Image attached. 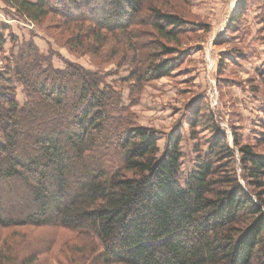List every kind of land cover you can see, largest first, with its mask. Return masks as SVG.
<instances>
[{
    "label": "trees",
    "instance_id": "trees-1",
    "mask_svg": "<svg viewBox=\"0 0 264 264\" xmlns=\"http://www.w3.org/2000/svg\"><path fill=\"white\" fill-rule=\"evenodd\" d=\"M7 2L32 21L59 13L71 29L70 51H97L110 39L108 55L120 52L128 74L109 82L77 62L55 67L32 38L5 57L0 227L76 232L82 240L64 264H264V131L256 144L243 143L235 128L229 138L203 97L192 99L185 108L195 157L182 182V124L160 148L158 130L130 108L146 82L182 62L180 36L192 32L191 21L165 9L170 0ZM245 7L241 0L229 24ZM144 25L156 36L151 55L135 35ZM4 41L0 32V50ZM259 75L264 84V70ZM120 82L129 84L128 104ZM200 128L210 138L200 139ZM1 260L15 264L16 255Z\"/></svg>",
    "mask_w": 264,
    "mask_h": 264
},
{
    "label": "rangeland",
    "instance_id": "rangeland-1",
    "mask_svg": "<svg viewBox=\"0 0 264 264\" xmlns=\"http://www.w3.org/2000/svg\"><path fill=\"white\" fill-rule=\"evenodd\" d=\"M240 1L170 0L165 9L191 21L188 29L192 32L180 36L181 47L186 52L170 75L146 82L137 102L130 107L139 124L158 130L160 148L173 129L182 124L175 130L182 134V182L195 157L196 139L190 138L186 123L188 108H185L192 99L203 97L207 111L217 118L229 138L235 128L243 143L256 144L260 132L264 131V84L259 75V70H264V0H246L245 10L229 24ZM150 31L144 25L135 33L146 55L156 49L153 42L156 36ZM0 32L5 39L0 50V70L5 57L15 54L18 45L32 38L55 67L63 68L66 61L77 62L86 68L99 69L109 82L120 81L128 74V63H117L120 52L108 55L110 44L115 43L110 39L97 51H70L65 43L71 29L62 24V17L56 12L32 21L19 16L7 0H0ZM119 85L122 101L128 104L129 84ZM22 94L18 86L20 100ZM211 135L212 131L207 128L198 129L200 139L207 140ZM256 147L261 149L263 145ZM77 235L62 227L16 230L0 227V264L1 257L9 251L16 255L15 264L30 259L33 264H64L71 254V246L80 242L81 237Z\"/></svg>",
    "mask_w": 264,
    "mask_h": 264
}]
</instances>
